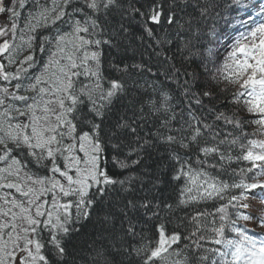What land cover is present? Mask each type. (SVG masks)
<instances>
[{
	"label": "snow or ice",
	"instance_id": "snow-or-ice-1",
	"mask_svg": "<svg viewBox=\"0 0 264 264\" xmlns=\"http://www.w3.org/2000/svg\"><path fill=\"white\" fill-rule=\"evenodd\" d=\"M0 264H264V0H0Z\"/></svg>",
	"mask_w": 264,
	"mask_h": 264
}]
</instances>
